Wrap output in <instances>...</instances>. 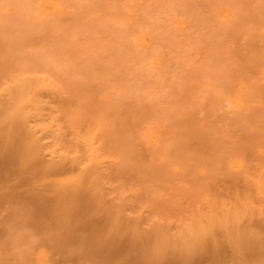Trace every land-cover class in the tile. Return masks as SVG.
Returning <instances> with one entry per match:
<instances>
[{"label":"rangeland","instance_id":"rangeland-1","mask_svg":"<svg viewBox=\"0 0 264 264\" xmlns=\"http://www.w3.org/2000/svg\"><path fill=\"white\" fill-rule=\"evenodd\" d=\"M43 1L0 0V101L8 102L18 72L40 74L33 81L44 103L37 113H15L29 112L22 122H7L16 107L10 116L0 111L8 114L0 116V154L20 152L26 132L53 123L63 139L51 133L47 150L60 145L78 166L59 173L64 155H44L53 170L35 172L40 179L31 173L35 184L0 183V264H182L189 257L208 264V247L229 256L239 246L242 258L260 248L258 211L231 225L232 236L210 218L221 231L209 227L217 234L207 235L209 244L197 245L205 238L197 233L185 243L179 232L200 221L188 215L207 210L208 199L238 202L264 184V0H61L65 10L57 13ZM79 129L92 133L93 147L78 143ZM19 152L12 159L32 155ZM154 154L165 157L153 161ZM16 166L6 175L9 167L19 175ZM195 247L205 250L202 258Z\"/></svg>","mask_w":264,"mask_h":264},{"label":"bare ground","instance_id":"bare-ground-1","mask_svg":"<svg viewBox=\"0 0 264 264\" xmlns=\"http://www.w3.org/2000/svg\"><path fill=\"white\" fill-rule=\"evenodd\" d=\"M44 5H50L54 10H55V12L57 13V12H60V11H64L65 10V6H64V4H63V2L61 1V0H44L43 1V6ZM53 10V11H54ZM223 13H226V9H224L223 10ZM2 24V23H1ZM4 25V24H3ZM2 26V25H1ZM4 28V27H3ZM3 34V33H2ZM143 39H144V37H143ZM145 40V39H144ZM145 42V41H144ZM18 73V72H17ZM15 74L14 73V77H15V80H13L14 81V86L13 87H10L8 90V102L7 101H0V111L1 110H3V112L4 111H7L8 112V114H9V110H11V112H12V109H13V107L15 108L16 107V109L15 110H17V111H15L14 109V113L13 114H17V112L19 111H21L22 109L24 110L25 109V111L27 110V109H29V111H31V109L34 111V112H36L37 113V111L36 110H40V109H42L43 107H44V103H42V101H41V96H40V88H41V86H40V84L38 83V82H35V81H33V79L35 78H37V79H39V75L37 74V75H33L32 74V77L30 76V75H25V74H28V73H24V74H22V73H18V74ZM34 76V77H33ZM14 79V78H13ZM34 79V80H35ZM42 79V78H41ZM43 80V79H42ZM49 82V81H48ZM6 84H9V83H5V85ZM45 85V84H44ZM50 85V84H49ZM7 86V85H6ZM10 86V85H9ZM48 87V86H47ZM4 88H5V86H4ZM7 88H8V86H7ZM45 89V88H44ZM63 89V88H62ZM43 90V89H42ZM47 91H49V90H47ZM63 92V91H62ZM2 93V92H1ZM47 93V92H46ZM49 93V92H48ZM65 93V92H64ZM43 94V93H42ZM44 95V94H43ZM62 96H63V94H61ZM65 95V94H64ZM2 96V95H1ZM49 97V96H48ZM47 99V98H46ZM58 99V98H57ZM50 100V99H49ZM48 102V101H47ZM46 102V103H47ZM237 104H239L240 106H244V102L242 101V100H239L238 102H237ZM60 106V105H59ZM63 106V105H62ZM46 107V106H45ZM53 107V106H52ZM63 107H65V106H63ZM67 107V106H66ZM66 107H65V109H66ZM7 108V109H6ZM46 108H48V106L46 107ZM50 108V107H49ZM62 108V107H61ZM60 108V109H61ZM21 109V110H20ZM51 109H53V108H51ZM47 109H45V111H46ZM50 110V109H49ZM62 110H64L63 108H62ZM28 111V110H27ZM23 112V111H22ZM20 113V118H18L17 117V115H16V117H13L14 115H12V119H11V121H10V118H11V116H10V114H9V121H7V122H13L14 120L13 119H15V118H18V120L20 119V121L22 122V121H24V119L25 120H27V118H28V116L30 115V114H28V113H26V116L24 117V119L22 118V115L24 114V112L23 113ZM41 112V111H40ZM51 112H53V111H51ZM11 113V114H12ZM33 113V112H32ZM36 113H33L34 115H36V117H38L39 116V114H38V116H37V114ZM39 113V112H38ZM44 113V112H43ZM54 113V112H53ZM6 112H5V114L4 113H2L1 112V114H0V116L3 118V120H4V118L5 117H3L4 115H8ZM44 114H46V113H44ZM67 115H69V114H67ZM67 115H65V116H67ZM8 117V116H7ZM32 117V116H31ZM35 117V116H34ZM44 117H45V115H44ZM1 118V119H2ZM46 118V117H45ZM44 118V119H45ZM40 119V118H39ZM50 119V118H49ZM52 119V118H51ZM7 120V119H6ZM13 120V121H12ZM38 120V119H37ZM53 120H56V119H54L53 118ZM52 120V121H53ZM20 121H19V123H20ZM34 121H35V119H34ZM43 120L41 119V122H42ZM48 121V120H47ZM4 122V121H3ZM18 122V121H17ZM31 122V118H30V121H29V123ZM57 122V121H56ZM2 123V122H1ZM4 123H6V122H4ZM4 123L3 124H1V126H0V128H2V127H4ZM27 123V122H23L22 124V126L21 127H19V132L22 130V129H24V128H22L25 124ZM49 123H50V121H49ZM9 124V123H8ZM37 124V123H36ZM42 124V123H41ZM53 124V123H52ZM52 124L51 125H39V127H37L36 126V128H37V131H35L34 133L32 132V133H27L26 132V134H25V132H23V134H25V135H23V134H20L19 132V134L22 136H25V138H26V140L24 139V141H25V147L23 148V149H21L20 150V152L21 151H23V153L24 152H27L25 155L27 156V154L29 155V154H32V155H29L30 156V158L27 156L26 158H27V160H26V162L28 161H30L29 162V164L28 163H26V162H24V158L22 159H20V160H18V161H15V158L13 157V159H12V155H16V156H19L18 154H16L17 152H19V150L15 153L14 151H16L17 150V147H16V149L15 148H13V147H11V145H9L8 147H11V149L13 148V149H15L14 151L13 150H11V154H9L10 152H8V153H5L6 155H1L0 154V183H2V184H4V185H8L9 184V186H10V183L12 182V183H16V182H18V181H20L21 180V182L22 181H27L28 179H33L32 177L35 175V174H37V175H39L38 173H35V172H41V170H47L48 171V169H51V167H48L49 165H52L53 163L51 162V164H47V165H45V161H42L43 160V156L44 155H46V157H49L48 159H54V158H56V157H58L59 155H60V153H61V155L60 156H62V155H64L63 154V152H62V150H60V148H59V146H58V148H56V147H54V146H56V145H54V146H52V147H54V149L52 148V150H47V149H50L49 147H47V146H49L48 145V141H49V139L50 138H52L51 136H53L52 134H54V133H56V130L53 128V126L55 125V124H53V126H52ZM57 124V123H56ZM73 124H74V122H73ZM13 125V124H12ZM33 125V124H32ZM58 125H60V124H58ZM26 126H27V124H26ZM59 127V126H58ZM57 127V128H58ZM64 127V126H63ZM74 127H75V125H74ZM74 127H73V129H74ZM9 128V127H8ZM7 128V129H8ZM34 128H35V126H34ZM60 128H62V127H60ZM5 129V128H4ZM4 129H1L2 131L4 130ZM15 129V128H14ZM27 129V128H26ZM31 129V128H30ZM59 129V128H58ZM72 129V130H73ZM78 129V128H77ZM92 129H93V127H92ZM0 130V131H1ZM9 130H11V128L9 129ZM35 130V129H34ZM88 131H89V129H87ZM95 130V129H94ZM93 130V131H94ZM156 129H153L152 130V132L151 133H154V135H155V137L153 138L152 136L150 137V142L151 143H153L152 145H156V144H159V142L161 141V136H160V134L158 133V132H156L155 131ZM13 131V130H12ZM26 131V130H25ZM31 131V130H30ZM60 131V130H59ZM68 130H66V132H67ZM80 131H82L81 129H79V132H78V130H77V133H75L76 134V136H74V137H76L79 141H78V143H80V141H81V143L84 145V147H85V145L88 143V142H90L91 140H93V137H90L89 138V136H93V135H91L90 134V132H89V134H88V136H87V132H86V134L84 133V132H80ZM7 132V131H6ZM37 132V133H36ZM60 132H62V131H60ZM74 132H76V129H75V131ZM96 132H97V130H96ZM95 131H94V134L96 133ZM3 133V132H2ZM12 133H14V132H12ZM50 133V134H49ZM52 133V134H51ZM64 133V132H63ZM71 134H73V132L71 131L70 132ZM69 133V134H70ZM79 133V135H81L82 136V134L84 133L86 136H84L85 138H87V139H89V141L87 140L86 141V143H84V141H82L83 139H85L84 137H82L83 139H81V136H78L77 134ZM81 133V134H80ZM5 134H8V133H5ZM5 134H3V136L5 135ZM16 134V133H15ZM34 134H39V135H34ZM64 134H67V133H64ZM63 134V135H64ZM51 135V136H50ZM62 135V134H61ZM62 135V136H63ZM1 136V135H0ZM6 136V140H11V139H7V135H5ZM4 136V137H5ZM12 136V135H11ZM15 136V135H14ZM54 136H55V134H54ZM56 136H57V134H56ZM53 137L52 139H56V140H60L58 137H60V135H58L57 137ZM95 136V135H94ZM64 137V136H63ZM66 137V136H65ZM3 138V137H2ZM12 139H13V136L11 137ZM14 138H16V137H14ZM18 138H20L21 139V137H17V140H18ZM49 138V139H48ZM58 138V139H57ZM75 138V140L77 141V139ZM92 138V139H91ZM22 139V140H23ZM63 138H61V140H62ZM91 139V140H90ZM2 140V139H1ZM5 139H4V141H6ZM40 140H42V141H40ZM44 140H48V141H46V143H45V141ZM55 140V141H56ZM60 140V141H61ZM14 141H16V140H14ZM44 141V143H42ZM53 141V140H52ZM51 141V142H52ZM69 141H71V140H69L68 139V142ZM73 139H72V142H70V143H73ZM40 142V143H39ZM50 142V141H49ZM2 143H4L3 141H2ZM9 143V142H8ZM10 143H11V141H10ZM12 143H13V141H12ZM21 143V142H20ZM19 143V144H20ZM64 143H67V142H64ZM77 143V144H78ZM5 144V143H4ZM17 144V143H16ZM16 144H15V146H16ZM23 144V143H22ZM47 144V145H46ZM50 144V143H49ZM62 144V143H61ZM74 144L75 143H73L72 145L74 146ZM3 145V144H2ZM5 145H7V144H5ZM5 145L3 146L4 148H5ZM53 145V144H52ZM63 145V144H62ZM71 145V146H72ZM81 145V144H80ZM87 145H91V147H93L94 146V142L93 141H91V143L89 144H87ZM93 145V146H92ZM20 147V146H19ZM63 147V146H62ZM70 147V146H69ZM90 147V148H91ZM20 148H22V146L20 147ZM57 150H56V149ZM71 149H72V147H70ZM89 148V146L87 147L86 146V149L87 150H90V148ZM1 149H2V147H1ZM60 150V152H59V150ZM92 149V148H91ZM4 151V150H3ZM2 151V152H3ZM70 151H72V150H70ZM20 152H19V154H20ZM59 152V153H58ZM90 152H92V154H93V152H94V148H93V151L91 150ZM14 153V154H13ZM43 153V154H42ZM73 152H71V154H72ZM42 154V155H41ZM57 154V155H56ZM59 154V155H58ZM7 155H10L11 156V158H10V156L7 158V159H5V160H7V161H2L3 160V158H6L7 157ZM21 155H22V153H21ZM20 155V156H21ZM41 156L42 157V159L41 158H39V156ZM4 156V157H3ZM20 156L19 157H16V158H20ZM23 156V155H22ZM33 156V157H32ZM59 156V157H60ZM94 156H95V154H93V156L91 155V157H92V159L91 160H93V159H95L94 158ZM158 155H155L154 154V156H153V161H158V160H162V159H159V158H161V156H163V155H160V157L158 156V160L157 159H155V157H157ZM45 157V158H46ZM58 157V158H59ZM72 157H73V155H72ZM74 157H75V155H74ZM71 158V157H69V156H63V162H61V165H57L56 166V169L58 170L57 172H59V173H62V172H66V171H71V172H73L74 170H75V166L78 164L77 163V161L75 162V160L77 159V158ZM163 157H165V156H163ZM29 158V159H28ZM58 158H56V161H57V159ZM47 159V160H48ZM48 160V161H53V159L52 160ZM60 159V158H59ZM58 159V160H59ZM14 160V162H12ZM23 160V161H22ZM44 160H46V159H44ZM163 160H165V158H163ZM48 161H46V162H48ZM55 161V162H56ZM69 161V162H68ZM12 162V164H10ZM68 162V163H67ZM92 162H94V161H92ZM50 163V162H49ZM56 163H59V161L58 162H56ZM75 163V164H74ZM12 165L13 167L15 166V164L18 166H16V171H17V173L19 174V175H17V176H11V173L9 172L12 168L11 167H9L10 168V170L8 171V173L10 174H7L6 175V171L8 170V169H6L9 165ZM7 165V166H6ZM240 165V162H236V166H239ZM47 166V167H46ZM78 166V165H77ZM6 167V168H5ZM55 167V166H54ZM52 168H53V166H52ZM77 168V167H76ZM6 169V170H5ZM46 170H45V172L44 173H46ZM51 170H53V169H51ZM50 171V170H49ZM26 172V176L24 175V173ZM34 172V173H33ZM39 172V173H40ZM12 173H13V169H12ZM28 173H30V174H28ZM31 173H33L34 175H32ZM43 173V174H44ZM50 173V172H49ZM22 174H23V176L24 177H21L22 176ZM28 174V175H27ZM13 175V174H12ZM21 175V176H20ZM32 175V177H30V176ZM36 176V175H35ZM80 175H77L75 178L74 177H71V179H73V180H76L77 179V177H79ZM38 177V179H40L39 177H40V175L39 176H37ZM33 180H35V181H33ZM32 180V183H34L35 184V182H36V179H33ZM29 181V180H28ZM6 183V184H5ZM8 183V184H7ZM15 183L13 184L14 186H15ZM19 183V182H18ZM23 183V182H22ZM16 185H18V184H16ZM20 186H21V184H20ZM23 186V185H22ZM5 187V186H4ZM11 187V186H10ZM9 188V187H8ZM23 188V187H22ZM21 188V189H22ZM30 188H31V186H30ZM29 188V189H30ZM257 191H258V194H248L247 195V197H246V199L245 200H239L238 202L236 201V202H234V203H230V204H227V203H218L217 201L216 202H213V201H211V200H207L206 201V209L207 210H204V209H202V208H199V212H197V213H193V214H189L188 215V217H190L189 219L192 221V220H195L196 218L198 219V218H200V221L199 220H197V221H192V222H185V224H183L182 226H184V230H183V228H182V231H178L179 233H180V240L182 241L183 240V238L182 237H187V238H189V239H187V238H185V241L183 240V242H185L186 243V241H188V240H190L189 242H191V240L192 239H190V238H192V237H194V236H192V233H197L198 235H201V237L204 235V239H202L201 237V240L199 239V241L197 242V245H198V243L199 244H201V242H202V244L204 243V244H209L208 243V236L209 237H211V236H213L215 239H216V237L217 236H215V235H217V234H215L216 232H214V229H213V231L211 230V228H209V227H214L215 228V230L217 231H221L222 229H223V234L225 235V233L227 232V235H228V233H229V236L231 235H233L236 231L234 230V227H233V229H230V227H231V225H234V223H236V224H239V221H241L242 219H243V217H246V216H248L249 214H250V216H252L251 214H253L255 211H258L259 212V214H261L262 215V217H263V220H261L262 222H260V224L262 225L261 226V228H260V230L261 229H263V232H264V184L262 183V182H259V183H257ZM252 195H255L254 197H256V198H254ZM251 198V199H250ZM253 199H256V200H258L259 199V202H257V204L255 203V202H252V200ZM255 201V200H254ZM253 203L255 204V205H253ZM260 203V204H259ZM259 205L261 206V207H259ZM258 207V208H257ZM258 212H257V214H258ZM196 215H199V217H196ZM218 215H220L221 216V219L219 218L220 216H218ZM185 218H186V216H184ZM193 217H194V219H193ZM254 217H256V216H254ZM208 220V221H206V219ZM210 218H215L214 220L216 221V222H218V224H217V226H221L220 228H221V230H219V229H216V226L214 225L215 223H213V221H211L210 220ZM220 220H219V219ZM202 219H204L205 221H202ZM190 220H188V221H190ZM210 220V221H209ZM219 220V221H218ZM260 220V219H259ZM214 221V222H215ZM230 221H231V223L232 224H230ZM233 221V222H232ZM250 221H251V219H250ZM249 221V222H250ZM195 222V223H194ZM201 222V223H200ZM211 222V223H210ZM259 222V221H258ZM199 223V224H198ZM212 223H213V225H212ZM241 223V222H240ZM251 223V222H250ZM197 224V225H196ZM203 224V225H202ZM209 224V225H208ZM211 224V225H210ZM260 224H258V225H260ZM197 226V227H196ZM207 226V227H206ZM234 226H236V225H234ZM246 226V225H245ZM248 226V225H247ZM253 226V225H252ZM219 227H217V228H219ZM223 227V228H222ZM258 227V226H257ZM159 228V227H158ZM178 229H179V227H178ZM236 229V228H235ZM210 230V231H209ZM225 230V231H224ZM232 230H234L233 232V234H231L232 232ZM247 230H248V228H247ZM218 231H217V233H218ZM157 232V231H156ZM164 232V231H163ZM182 232V233H181ZM209 232V233H208ZM214 232V233H213ZM225 232V233H224ZM239 232V231H238ZM254 232H256V231H254ZM254 232H252V233H254ZM262 231H261V233H263ZM183 233H185L184 235H183ZM188 233V234H187ZM237 233V232H236ZM249 233H250V231H249ZM209 234V235H208ZM210 234H212V235H210ZM238 234V233H237ZM251 234V233H250ZM179 235V234H178ZM186 235V236H185ZM208 235V236H207ZM260 235V234H259ZM229 236H227V237H229ZM258 236V235H257ZM177 237H179V236H177ZM236 237V236H235ZM243 237V236H242ZM249 237V236H248ZM195 238V237H194ZM194 238H193V241H194ZM230 238V237H229ZM255 238V237H254ZM257 238V237H256ZM196 240H197V238H195ZM239 239V238H238ZM258 239V238H257ZM196 240L193 242L194 243V245H196ZM203 240H204V242H203ZM237 240V239H236ZM236 240H235V242H236ZM254 240V239H253ZM259 240V239H258ZM173 241V240H172ZM210 241V240H209ZM217 241V240H216ZM215 241V242H216ZM247 241V240H246ZM180 242V241H179ZM228 242V241H227ZM230 242V241H229ZM165 243H167V242H165ZM192 243V244H193ZM231 243V242H230ZM174 244V243H173ZM181 244H183L182 242H181ZM191 243H190V246L192 245ZM211 244V243H210ZM212 244H213V242H212ZM239 244V243H238ZM254 243L252 242V245H253ZM258 244V243H257ZM262 244V245H261ZM184 245V244H183ZM182 245V246H183ZM186 245V244H185ZM196 245V246H197ZM214 245V244H213ZM246 245V244H245ZM166 246V245H165ZM189 246V248H191L192 247V249L194 248L193 247V245L190 247ZM218 246V245H217ZM235 246H238V245H235ZM241 246V245H240ZM248 246V245H247ZM255 246V245H254ZM258 246H259V244H258ZM164 247V246H163ZM199 247H200V245H199ZM204 247V246H203ZM239 247V246H238ZM238 247L236 248H234V246H233V248L234 249H236V250H234L233 252H235V254H236V252H237V250H238ZM242 247V246H241ZM241 247L239 248V250L241 249ZM260 248H257L255 251H250V254H248L249 253V250H247L248 251V255H250V257H248L247 256V254L245 253L244 254V256H246V258H249V259H246L245 257H243L242 258V253H241V255L240 256H238V255H235V254H232V255H226L225 253L226 252H224L225 251V249L222 247H214L213 249H209V247H208V249H206V253H210L211 255H207L209 258H211V262H208V264L209 263H215V264H221L220 262H222V264H257V260H256V258H254V256H260L261 257V262H262V264H264V244H263V241L260 243V246H259ZM210 248H212V246L210 247ZM246 248V247H245ZM249 248V247H248ZM247 248V249H248ZM192 249H190V250H192ZM195 249L197 250H193L194 251V253L195 254H197V252L199 253L198 255H200V257L201 256H203V254H200V252L201 253H203L204 251L202 250V249H200L199 250V248L198 247H195ZM244 249V248H243ZM175 250V249H174ZM187 250H188V248H187ZM242 250V249H241ZM246 250V249H245ZM172 251V250H171ZM177 251H179V250H177ZM183 252H182V254H184L185 255V253H186V251L185 250H182ZM185 251V252H184ZM200 251V252H199ZM204 252V253H205ZM244 252V251H243ZM179 253H180V251H179ZM188 253H189V251H188ZM238 254H240V253H238ZM181 254H179V256H180ZM183 255V256H184ZM193 255V254H192ZM198 255H196V256H198ZM174 256H176V254L174 255ZM174 256L172 257V258H174ZM194 256V255H193ZM235 256H237V258H235ZM177 257V259H178V256H176ZM175 257V258H176ZM199 257V256H198ZM241 257V258H240ZM181 258V257H180ZM196 258V257H195ZM202 258V257H201ZM245 258V259H244ZM188 259V258H187ZM189 259H190V257H189ZM188 259V262H189V264L192 262V260H191V262H190V260ZM197 259V258H196ZM196 259H195V261H196ZM218 259V260H217ZM127 261H128V258L126 259ZM172 260V259H171ZM181 260V263L182 264H188V262H187V260L185 259H183V258H181L180 259ZM179 260V261H180ZM212 260H213V262H212ZM220 260V261H219ZM170 261V260H169ZM174 261V260H173ZM173 261H172V263H173ZM183 261V262H182ZM218 261H219V263H218ZM141 263L140 264H142V263H146L147 261H140ZM164 262V261H163ZM162 262V263H163ZM193 262H194V259H193ZM200 262V261H199ZM198 261H197V263L196 262H194V263H196V264H198L199 263ZM201 262H203V260L201 261ZM206 262V261H205ZM225 262V263H224ZM144 263V264H145ZM155 263V262H154ZM165 263V262H164ZM163 263V264H164ZM168 264H171L170 262H167ZM176 263V260L174 261V263L173 264H175ZM147 264H148V262H147ZM149 264H151L150 262H149Z\"/></svg>","mask_w":264,"mask_h":264}]
</instances>
